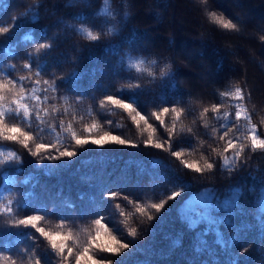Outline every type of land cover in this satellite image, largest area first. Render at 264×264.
<instances>
[{"label":"trees","instance_id":"16d2710c","mask_svg":"<svg viewBox=\"0 0 264 264\" xmlns=\"http://www.w3.org/2000/svg\"><path fill=\"white\" fill-rule=\"evenodd\" d=\"M29 8L39 12L47 35L55 44L51 54L41 61L47 63V75L41 77V83L37 85L34 80L22 81V86L28 90L27 94L31 95V89L36 87V94L42 97L43 106L48 107L49 111L54 107L60 112L67 110L75 115V121L71 115L64 116L63 120L65 124L73 123L78 134H82L83 127L93 121L105 127H108L107 122L110 121L113 134L119 133L139 147L115 144L99 147L89 144L78 149V156L71 161L52 162L70 166L61 168L53 176H47L42 170L43 165L37 166L21 145L0 139V152L6 154L8 151H17L24 168L22 175L15 172V165L9 168L7 175L16 177L15 185H5L0 175V209L12 202L15 212V202L22 200L29 191H34L36 197L30 198V206L21 214L35 213L38 205L51 204L55 193L61 189L65 196L80 206L86 202H80L78 194L92 191L82 181L84 176L97 177L107 186V190H119L135 200L147 203L171 190L172 182L178 176L189 183L190 189L185 188L181 197L169 201L166 208L170 210L166 214L162 213L163 221L154 220L150 224L145 222L141 226L142 229L154 227V235L141 231L133 240L124 228V218L119 217L111 207L113 201H104L101 210L109 228L119 239L132 245L119 256L104 255L112 264H191L193 260L197 264L201 260H208V264H211L207 252L198 254L193 251L196 242L194 233L188 231L178 219V206L182 207V200L198 195L205 187L216 188L224 195L229 186L239 185L244 190L240 202L243 213L236 216L234 224L247 227L238 234L232 251L239 254L242 248L247 247L248 252L240 256V264H264V237H261L254 219L261 186L258 181L264 176V151L252 152L246 149L248 159L243 168H237L231 173L223 170L221 158L211 152L212 147H217L219 151L223 146L222 141L219 145L215 143L221 132L220 125L210 119L211 112L207 117L200 118L203 109H210L213 104L222 103L224 111H232L234 101L221 96V93L234 91L239 86L244 89L243 104L252 115V124L257 126L258 134H264V0H108L110 16L100 14L104 0H0V27L9 28V33L0 34V84L6 85L8 79H19L27 74L23 68V57L35 45L31 41H24L23 37L31 33L34 40L42 38L39 26H35L34 31L30 23L21 28L15 27L24 19L22 14ZM220 18L236 25L235 29H225L219 22ZM110 28L112 32L108 31ZM80 29L85 31L81 32ZM88 31L99 35L100 39L91 41ZM113 46L117 49L116 54L106 50ZM9 51L15 58L8 55ZM129 56L136 61L143 60L141 71L128 68ZM11 65H15L14 71L9 67ZM73 70L83 76L82 98L78 99L80 94H73L66 87H59L55 93L45 94L41 91V88L46 87L43 85L44 79L66 77ZM160 72H166L167 75L161 78ZM148 73H152L155 79ZM137 79L143 85V90L136 97L142 114L151 117V112L157 109L162 99L169 104L180 102L184 114L177 128L186 130L190 127L193 131H184L174 136L173 148L185 150L182 159L189 162L202 165V156L216 159L218 166L213 173H205L201 178L184 169L167 151L144 147L141 141L147 138L148 133L141 134L131 124L127 113L107 104L100 108V101L107 95L119 97L121 93L118 90H125L127 96L129 91H135L127 89V85ZM162 82L166 87L161 86ZM56 83L60 85L61 81L57 79ZM173 83L175 89L172 88ZM4 94L5 100L2 103L7 106L10 98L7 91ZM80 116L84 117L83 121L78 119ZM48 119L52 123H59V120H52L51 117ZM150 122L154 126L158 123L154 118ZM57 133L62 140L65 138L64 133L57 128L56 133L48 134L46 131L41 134L40 140L53 143ZM161 134L167 135L162 128L158 129L157 135ZM246 134L247 124L243 120L240 121L238 132L235 129L229 130V135H238L242 141ZM152 159L162 161L163 166L157 172L165 179L152 180L146 175H137L141 167L151 172L148 166ZM4 167L7 166H0ZM29 174H33L39 181L34 189L32 184H21ZM253 184L256 190L250 191ZM118 202L125 204L122 200ZM96 215L92 210L83 216L58 210L45 216L43 226L55 231L63 217L68 222L67 229L73 231L82 245ZM15 218V215L0 216V229L7 228ZM204 227L203 224L199 225L197 231H202ZM220 230L225 239L234 234V229L226 225H221ZM178 236L183 237V243L173 247L172 242ZM207 239L209 247L216 250V258L223 261L224 254L214 243V234H210ZM3 243L0 241V264H5V258L9 255L17 258V264H21L15 256L19 249L13 246L12 253H9L3 250ZM41 244L43 247L37 251L41 255L47 252L45 258L49 259L50 249H47L46 242L41 241ZM30 245L31 242L25 238L21 247ZM49 264H52L51 260Z\"/></svg>","mask_w":264,"mask_h":264},{"label":"snow or ice","instance_id":"6c2138e0","mask_svg":"<svg viewBox=\"0 0 264 264\" xmlns=\"http://www.w3.org/2000/svg\"><path fill=\"white\" fill-rule=\"evenodd\" d=\"M104 16H110L111 12L108 8V0H104V8L100 13ZM23 20L15 25L16 28H21L24 24L30 23L34 27L39 26L42 31V38L34 40L31 33L23 37L24 41H31L35 45L34 49L27 51L23 57V68L27 70L26 75H22L19 79H8L7 84H0V139L6 142H15L22 146L30 155L37 166L43 165V172L47 176H53L60 171L61 168L69 167L67 164H53L55 161H71L78 156V149L84 148L91 144L99 147H104L107 144H115L119 146H130L132 148L139 147L135 142L123 138L119 133L113 134L111 122H107L108 127L104 124L93 121L87 124L82 129V134H78L74 128L73 123L65 124L63 117L71 115L73 121L77 120L75 115L70 114L67 110L60 112L59 109L53 107L49 111L48 107L43 106L44 100L40 95H37L36 87L31 89V95L27 94V89L22 86V81L29 80L39 85L41 77L47 75V63L41 61L44 57L51 54L54 48L55 41L48 37L45 26L41 22L38 11L29 8L23 14ZM83 22V21H81ZM219 22L225 29H235L236 25L224 22L223 18ZM81 32L85 29H80ZM112 32L113 29H108ZM9 33L8 27H0V34ZM91 41L100 39L99 35H94L92 31L87 32ZM264 39V37H262ZM107 51L117 53V49L113 46ZM9 56H13L12 52H8ZM36 57V59H33ZM13 58H15L13 56ZM143 60L136 61L131 56L128 57V68L141 71L140 64ZM154 63V62H153ZM13 71L15 65L9 66ZM94 74V73H93ZM10 75V73H9ZM153 76L152 73H148ZM160 77L167 75L166 72H160ZM61 81L57 85L56 81ZM153 79L155 77L153 76ZM83 76L77 70L71 71L66 77H51L44 79L41 88L45 94L58 91L59 87H66L72 91L73 94L79 93V98L84 96V88L82 87ZM162 87L166 84L162 82ZM175 83L172 88L175 89ZM127 89H134L129 91L125 96V90L120 91L119 97L107 95L100 101V108L105 105H110L117 110L127 113L128 119L143 134L147 132V138L142 140L144 147L153 148L161 151H167L171 157L179 161L184 169L196 173L203 178L205 173H213L218 166L216 159L211 156H202L203 164L199 162H189L187 159H182L185 156V150H177L173 148V137L187 131L192 133V128H177L181 122L184 114V108L179 101L172 104L167 103L163 99L155 111L151 112V117H148L138 108V101L136 97L139 92L143 90L142 82L137 79L136 82L127 85ZM5 91L10 98V102L5 106L2 102L5 100ZM221 96L228 97L234 103L232 104V111H224V105L213 104L211 108H204L200 113V118L203 119L211 112L210 119L216 121L220 125L221 132L218 135V140L215 141L217 145L223 142L222 148L218 151L217 147H212L211 152L221 158L222 169L229 173L235 171L237 168H243L248 159L246 149L254 152L256 150L264 151V134H258L257 126L252 124V115L244 107L245 100L244 89L237 86L234 91L222 92ZM14 97V98H13ZM125 97H128L126 99ZM46 98V96H45ZM135 105V106H134ZM58 114V115H57ZM52 120H59V123H52ZM154 118L158 123L154 126L150 119ZM169 118V119H165ZM80 121L84 120L83 116L78 118ZM243 120L247 124V134L245 140H240L238 135H229L230 129H235L237 132L240 128V121ZM143 122V125L141 124ZM223 122V123H220ZM120 127V125H116ZM207 128L208 125L205 124ZM57 128L64 133L65 138L62 140L59 133L53 143H45L40 140L41 134L46 131L48 134L56 133ZM164 129L166 136H158V129ZM211 139V137H210ZM248 141V143H245ZM0 166H7L0 168V175L3 176L5 185H15L16 177L7 175L9 168L15 165V172L22 175L24 172L23 161L21 155L17 151H8L6 154L0 152ZM48 162V163H45ZM162 161L152 159L150 165L151 172H148L143 167L138 169V176H148L150 179H165L163 175L157 172V169L162 167ZM256 180V177H251ZM86 183L90 190L89 192H80L78 200L86 202L78 206V204L71 200L70 197L64 195L63 190L55 193L53 202L51 204H41L36 207L35 213L21 214L22 211L30 206V198H35L36 193L29 191L22 200L16 201V209L14 212L12 202L6 204L3 209H0V216L11 217L16 216L11 221L7 228L0 229V241H3V250L12 253L13 246L19 249L15 252V256L21 261V264H112V261L106 259L104 254H111L119 256L125 250L132 247L131 243L118 238L113 230L109 228L106 223L105 214L102 212V207L105 200L113 201L111 207L115 210L119 217H123V225L127 230V234L135 240L141 231L147 232L150 235L155 234V228L149 227L142 229L145 222H152L154 220L163 221L164 215L170 209H167L169 201H175L177 197H181L185 188L190 189L187 181L180 179L178 176L172 182L171 190L166 191L161 197L153 201L145 203L142 200H135L128 194L122 191L107 190V186L97 177L84 176L81 178ZM261 185L258 194V204L256 208V227L258 228L261 237H264V176L258 181ZM22 185L32 184L34 189L38 184V179L29 174L21 181ZM11 192V189H8ZM250 191H255L256 186L253 184ZM244 196V190L239 185H231L225 190V194L221 195L220 191L213 187H205L199 191L198 195L191 198H185L181 201L182 207L178 206V219L184 224L185 228L194 233L193 251L198 254L207 252L211 258V264H240V256L248 252V248H242L239 254L232 251L236 242L237 236L244 231L245 226H236L234 220L238 214L243 213L241 208V199ZM124 201L122 205L118 201ZM189 201H192L189 204ZM127 209V210H126ZM60 211L61 213H71L79 216L85 215L89 210L97 213L94 218L93 225L87 230V237L81 245L78 239L74 236L71 229H67L68 222L61 217L57 224V230H49L44 225L45 216L53 212ZM109 216L111 213L108 214ZM205 225L202 231H197L199 225ZM221 225H226L234 229V234L225 239L224 233L220 230ZM67 229V231H65ZM214 234V243L220 247L224 254L223 261L216 258V250L210 248L207 237ZM15 237V239H13ZM31 242L30 246H23L24 239ZM41 241L46 242L47 249H50V257L46 259L37 250L42 248ZM71 241V244L69 243ZM173 247L181 246L183 237L178 236L173 242ZM5 264H17V258L9 255L5 258ZM191 264H197L195 260ZM199 264H208V260H201Z\"/></svg>","mask_w":264,"mask_h":264}]
</instances>
